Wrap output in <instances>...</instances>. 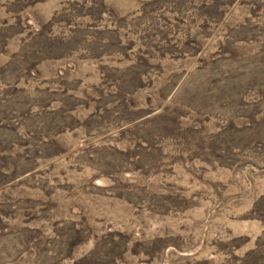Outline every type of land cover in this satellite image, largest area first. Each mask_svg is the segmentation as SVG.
Instances as JSON below:
<instances>
[{
	"label": "rangeland",
	"instance_id": "rangeland-1",
	"mask_svg": "<svg viewBox=\"0 0 264 264\" xmlns=\"http://www.w3.org/2000/svg\"><path fill=\"white\" fill-rule=\"evenodd\" d=\"M0 264H264V0H0Z\"/></svg>",
	"mask_w": 264,
	"mask_h": 264
}]
</instances>
